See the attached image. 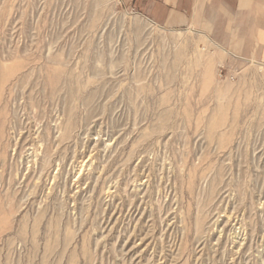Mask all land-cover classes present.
Here are the masks:
<instances>
[{
  "label": "rangeland",
  "instance_id": "obj_1",
  "mask_svg": "<svg viewBox=\"0 0 264 264\" xmlns=\"http://www.w3.org/2000/svg\"><path fill=\"white\" fill-rule=\"evenodd\" d=\"M123 0H0V264H264V62Z\"/></svg>",
  "mask_w": 264,
  "mask_h": 264
},
{
  "label": "crops",
  "instance_id": "obj_2",
  "mask_svg": "<svg viewBox=\"0 0 264 264\" xmlns=\"http://www.w3.org/2000/svg\"><path fill=\"white\" fill-rule=\"evenodd\" d=\"M168 29L192 30L215 50L264 62V0H123Z\"/></svg>",
  "mask_w": 264,
  "mask_h": 264
}]
</instances>
